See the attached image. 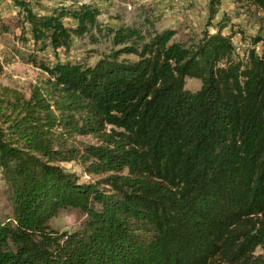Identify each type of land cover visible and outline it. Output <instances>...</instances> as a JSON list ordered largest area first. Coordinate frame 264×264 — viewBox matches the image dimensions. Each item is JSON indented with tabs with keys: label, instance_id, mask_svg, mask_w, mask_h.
<instances>
[{
	"label": "trees",
	"instance_id": "obj_1",
	"mask_svg": "<svg viewBox=\"0 0 264 264\" xmlns=\"http://www.w3.org/2000/svg\"><path fill=\"white\" fill-rule=\"evenodd\" d=\"M9 1L42 49L105 50L42 64L28 99L0 98V264H264V53L236 52L226 1H209L208 24L221 17L195 40L143 6L114 26L91 4ZM228 2L264 14V0ZM90 135L100 145L76 139ZM70 163L108 176L80 182ZM69 211L78 226L53 230Z\"/></svg>",
	"mask_w": 264,
	"mask_h": 264
},
{
	"label": "rangeland",
	"instance_id": "obj_2",
	"mask_svg": "<svg viewBox=\"0 0 264 264\" xmlns=\"http://www.w3.org/2000/svg\"><path fill=\"white\" fill-rule=\"evenodd\" d=\"M210 0H90V3L98 8V19L104 24L119 26L128 18V13L134 6H143L158 27L171 28L176 32L174 40H195L202 32L214 31V25L219 21L220 11L211 24L208 21V4ZM224 8L230 14L231 22L236 32L234 44L239 46L240 56L246 54L248 48H253L258 55L264 53V14L254 9L237 11L235 6L225 0ZM83 3V0H42L34 12L48 14L62 6L72 7L73 4ZM67 25H72L69 19H65ZM239 30V32H238ZM241 36V37H240ZM247 38L243 42L241 38ZM259 42L253 44L255 39ZM244 45V47H243ZM41 43L34 44L29 32V25L23 18V14L9 0H0V98L4 101L14 98V94L28 99L34 86L42 84L47 74L41 68L42 64L53 65L56 60L70 62L83 61L93 65L98 53L104 46H90L85 41L74 40L69 51L59 50L54 53L50 48L42 49ZM134 59V57H130ZM200 88V82L196 79H186L185 89L195 92ZM111 129L107 126L106 133ZM78 142L86 145H100L97 137L78 136ZM63 167L76 172L80 182L97 183L107 175H88L83 169L74 163L64 164ZM106 186L104 184L101 185ZM3 187L0 171V190ZM106 188V187H104ZM81 221V216L76 211L62 212L50 221V227L57 231H71ZM255 255L264 256V249H257Z\"/></svg>",
	"mask_w": 264,
	"mask_h": 264
},
{
	"label": "built area",
	"instance_id": "obj_3",
	"mask_svg": "<svg viewBox=\"0 0 264 264\" xmlns=\"http://www.w3.org/2000/svg\"><path fill=\"white\" fill-rule=\"evenodd\" d=\"M110 1H115V0H110ZM83 3L88 4V3H90V0H83ZM243 47H244V45H243ZM235 50H236V52L240 53L239 52V46L235 45Z\"/></svg>",
	"mask_w": 264,
	"mask_h": 264
}]
</instances>
